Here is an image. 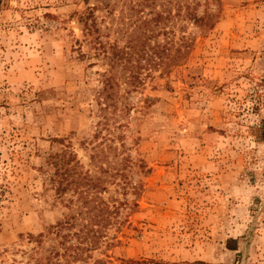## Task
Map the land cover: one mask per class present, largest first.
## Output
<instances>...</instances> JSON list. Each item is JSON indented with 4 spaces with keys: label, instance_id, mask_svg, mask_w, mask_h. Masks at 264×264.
<instances>
[{
    "label": "rangeland",
    "instance_id": "rangeland-1",
    "mask_svg": "<svg viewBox=\"0 0 264 264\" xmlns=\"http://www.w3.org/2000/svg\"><path fill=\"white\" fill-rule=\"evenodd\" d=\"M0 3V264H264V0ZM90 8L101 39L120 47L162 15L150 39L168 52L141 61L139 87L108 49L96 55L97 35L80 22ZM193 8L205 24L191 23ZM104 75L118 80V107H130L108 129L120 125L140 187L91 247L89 216L73 190L55 194L45 158L64 138L100 176L90 155ZM102 185L104 201L123 200Z\"/></svg>",
    "mask_w": 264,
    "mask_h": 264
},
{
    "label": "trees",
    "instance_id": "trees-1",
    "mask_svg": "<svg viewBox=\"0 0 264 264\" xmlns=\"http://www.w3.org/2000/svg\"><path fill=\"white\" fill-rule=\"evenodd\" d=\"M107 5L108 3L104 4L105 9ZM188 15L191 23L196 26L205 24L208 17H210L209 15L199 16L194 8L188 12ZM161 16L157 14L150 20L144 18L141 22L142 28L137 27L135 34L133 33L134 36L129 38L126 46L122 47L117 43L109 44L107 41L101 39V34H99L100 27L97 24L98 18L95 16L94 8H90L87 13L83 14L80 17V22L83 23L87 33L97 35L94 40L96 55H105L106 49H108L110 51L109 54H111V67L121 66L122 69L128 70L129 73L124 83L132 88H137L143 83V79L140 77L141 61L144 60L149 64H156L155 60H157L160 64L164 60V55H167L168 52L166 43L160 45L155 42L154 45H151L150 38L154 37L155 29L150 27V25L151 23L159 24L160 20H163ZM150 28L151 35L148 32ZM174 54L175 56H172L171 60L173 62L183 56L181 46L175 49ZM101 83L104 88L98 95L102 101L99 109L102 121L99 123V131H96L94 134V138L96 139L101 136V141L93 143L92 154L90 155V163L97 164L98 162H102V166H94L98 168L100 176H92L91 171H83L80 168L76 154L70 150V143H65L64 138H54L52 140L53 143H57L63 148L56 151H51V149L45 158V171H47L49 182H51V185L55 189V194L63 196L68 189L73 190L80 204L79 206L77 205L81 209L79 213H82V209H85L89 216L90 222L84 227L86 230L84 239L91 236V247H95L98 240L102 237V227L110 222L109 216L115 218L121 208H126V211H129L131 206L136 205L134 201L130 204L127 196L129 194L136 195L140 187V185L133 183L131 177L128 175L129 169L134 165V162L128 153L125 154L124 138L119 132L115 133L116 130L120 129V125L117 128L114 127L112 130L108 129L110 126V114L121 118L122 114L130 112V107L123 103L118 107L116 99L119 96L120 85L117 79L113 76L104 75ZM103 128H106L108 132L105 136L101 135ZM262 138L264 139V129ZM103 174L105 178H102ZM104 182L114 184L116 186L115 191H120V194L124 196L123 200L111 198L110 204L104 201L101 197L103 193H107V189L102 185ZM2 194L3 190H0V200ZM69 202L72 206L74 205L71 201ZM93 225H96L97 228H94ZM231 249L234 250V248ZM77 258L79 257L74 259Z\"/></svg>",
    "mask_w": 264,
    "mask_h": 264
}]
</instances>
